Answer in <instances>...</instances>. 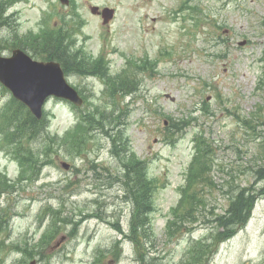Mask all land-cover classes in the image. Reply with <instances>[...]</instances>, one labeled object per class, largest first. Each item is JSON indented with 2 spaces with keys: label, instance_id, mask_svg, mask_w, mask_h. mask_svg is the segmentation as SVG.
Returning a JSON list of instances; mask_svg holds the SVG:
<instances>
[{
  "label": "rangeland",
  "instance_id": "obj_1",
  "mask_svg": "<svg viewBox=\"0 0 264 264\" xmlns=\"http://www.w3.org/2000/svg\"><path fill=\"white\" fill-rule=\"evenodd\" d=\"M189 4L200 10H184ZM91 6L113 8L115 16L104 23ZM189 30L197 32L193 42L184 35ZM50 34L54 45L38 56ZM62 39L84 69L99 71L100 64L108 73H68L85 105L49 98L45 130L21 140L26 115L15 117L21 103L0 82L10 137L0 150V264H264V0H0V56L19 47L37 60H56ZM109 78L134 81L138 90L122 91ZM78 112L89 124H77ZM197 135L212 151L203 182L188 189L201 207L191 222L177 218L169 234L165 225L188 186ZM58 137H66L65 146L53 143ZM26 148L31 169L16 158ZM125 151L147 162L143 224L132 220L124 189ZM239 187L252 197L251 219L222 243L228 229L217 228V214L229 207L226 193ZM216 248L206 261L211 255L204 253Z\"/></svg>",
  "mask_w": 264,
  "mask_h": 264
},
{
  "label": "trees",
  "instance_id": "obj_2",
  "mask_svg": "<svg viewBox=\"0 0 264 264\" xmlns=\"http://www.w3.org/2000/svg\"><path fill=\"white\" fill-rule=\"evenodd\" d=\"M48 34V33H46ZM63 36V35H62ZM63 39L59 41V48L63 49L62 54H57L54 59L59 61L61 65L63 66V69L65 73L69 72H74V73H79L81 72L82 75L86 74H100L103 77L107 76L108 70L101 66L100 64L97 66H100L99 71H94L91 72L88 68H83L81 64H87L84 59H79L78 54L74 55H68V48L63 47ZM54 45V39L52 37V34L46 36L43 38V46L40 49V51L36 52L38 56H45L46 53H48L49 49ZM73 59L75 63L73 66H71L70 59ZM88 65V64H87ZM91 72V73H90ZM116 79H110L108 80L109 85H115L116 88L119 87L122 91H137L138 90V83H134V81H127L124 84L116 83ZM19 112L14 113L15 117H17L21 121V113H25V120L22 119V127L19 129L18 134H16V137L18 140H21L23 138H33V137H38L41 134V131L46 128V118L43 116L41 120H37L29 111L28 109L23 105L20 104L19 106ZM98 112L96 111V114ZM13 116V114H12ZM78 119L80 117V120L77 122L78 123H87L89 124L90 119L86 118L85 115H80L78 112L77 115ZM86 127H83L85 129ZM182 129L181 125L176 127L177 132H179ZM93 130L89 129L88 133H91ZM72 137H74V140H82L83 138L77 137L76 134H74V131L69 132ZM199 135L196 136L195 142H196V148L198 151V155L195 158L191 170H190V176H189V181L190 184L188 186H191V190H193V187L199 183L203 182V179L205 178L204 175L207 173L209 170L210 164L207 161V158L210 155L211 148L210 144L207 143L205 140L202 141H197V138ZM16 139V138H15ZM17 140V141H18ZM16 141V140H15ZM51 141V138H50ZM53 143H57L59 146H65L66 145V137L65 138H57V142L53 141ZM81 141L78 142V147L81 145ZM117 147V146H115ZM24 156L20 155L21 158L27 162L26 158L28 159V156H32V149L26 148V150H23ZM26 157V158H25ZM119 161H121V164L124 168L125 174H127V181L124 182V189L127 190V194H129V198L134 204V212L132 216V220L135 221V225L141 223L143 224L144 221L141 220V217L144 216L149 207H148V202L146 200V193L149 190V182H148V177L146 176V161L137 157L135 154L125 151V153L119 157ZM124 162V163H123ZM187 189V191H188ZM189 198V193L187 196V200ZM197 199L196 193H192L188 205L181 210L178 214V218L181 219V222L183 225L185 224L186 221H193L196 219V212L198 207L200 206V203L195 204V200ZM251 199L252 197H247L246 196V190L242 189L241 192L235 193L232 192L231 196H229V207L226 209V212L223 215L217 214V228L220 226V228L226 227L228 229V233L226 234L225 237L229 238L231 237L235 232V226L237 225L238 228L244 225V223L247 221V218L249 217L250 211H251ZM227 200V202H228ZM221 239L217 240V244L219 243ZM205 244V247H208V245ZM216 250H213L212 255L215 254Z\"/></svg>",
  "mask_w": 264,
  "mask_h": 264
},
{
  "label": "water",
  "instance_id": "obj_3",
  "mask_svg": "<svg viewBox=\"0 0 264 264\" xmlns=\"http://www.w3.org/2000/svg\"><path fill=\"white\" fill-rule=\"evenodd\" d=\"M91 10L99 13L97 6H92ZM102 15L103 22L108 23L114 17L115 10L104 8ZM0 81L8 87L15 98L28 106L38 119L42 117V106L49 96L65 98L78 107L83 104L79 92L67 82L60 63L33 60L21 49L13 50L10 57L0 56ZM62 165L65 168L69 167L67 163ZM64 239L66 237L61 236L55 247Z\"/></svg>",
  "mask_w": 264,
  "mask_h": 264
},
{
  "label": "bare ground",
  "instance_id": "obj_4",
  "mask_svg": "<svg viewBox=\"0 0 264 264\" xmlns=\"http://www.w3.org/2000/svg\"><path fill=\"white\" fill-rule=\"evenodd\" d=\"M124 163V162H123ZM256 201V200H255ZM256 204V203H255ZM253 207V206H252ZM252 210H254L253 208H252ZM248 219V218H247ZM251 219V218H250ZM214 235V234H213ZM205 242V241H204ZM14 243V242H13ZM6 244V243H5Z\"/></svg>",
  "mask_w": 264,
  "mask_h": 264
}]
</instances>
